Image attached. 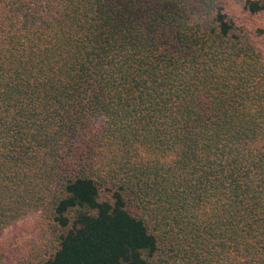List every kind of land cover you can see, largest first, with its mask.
<instances>
[{
  "label": "trees",
  "instance_id": "1",
  "mask_svg": "<svg viewBox=\"0 0 264 264\" xmlns=\"http://www.w3.org/2000/svg\"><path fill=\"white\" fill-rule=\"evenodd\" d=\"M31 215L0 264H264V51L226 0H0V236Z\"/></svg>",
  "mask_w": 264,
  "mask_h": 264
},
{
  "label": "rangeland",
  "instance_id": "2",
  "mask_svg": "<svg viewBox=\"0 0 264 264\" xmlns=\"http://www.w3.org/2000/svg\"><path fill=\"white\" fill-rule=\"evenodd\" d=\"M246 0H226L228 10L236 15L239 18V23L245 26L253 34L254 39L256 40L258 46L264 51V35L258 36L256 30L258 28L264 29V12H261L257 15H249L245 9ZM38 215H31L16 226L8 229L3 233L1 238L14 237L18 244L23 243L30 236V229L33 222L36 220Z\"/></svg>",
  "mask_w": 264,
  "mask_h": 264
}]
</instances>
